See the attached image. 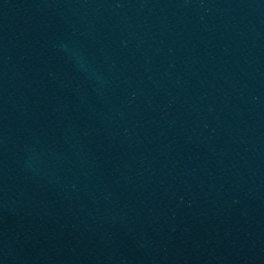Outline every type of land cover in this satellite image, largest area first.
I'll use <instances>...</instances> for the list:
<instances>
[{
	"label": "water",
	"instance_id": "95a60500",
	"mask_svg": "<svg viewBox=\"0 0 264 264\" xmlns=\"http://www.w3.org/2000/svg\"><path fill=\"white\" fill-rule=\"evenodd\" d=\"M0 264H264V0H0Z\"/></svg>",
	"mask_w": 264,
	"mask_h": 264
}]
</instances>
